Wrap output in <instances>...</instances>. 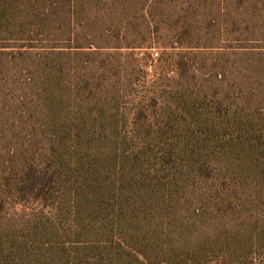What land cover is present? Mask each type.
<instances>
[{
    "label": "trees",
    "instance_id": "16d2710c",
    "mask_svg": "<svg viewBox=\"0 0 264 264\" xmlns=\"http://www.w3.org/2000/svg\"><path fill=\"white\" fill-rule=\"evenodd\" d=\"M13 72L0 264H264V0H0Z\"/></svg>",
    "mask_w": 264,
    "mask_h": 264
},
{
    "label": "rangeland",
    "instance_id": "374dc122",
    "mask_svg": "<svg viewBox=\"0 0 264 264\" xmlns=\"http://www.w3.org/2000/svg\"><path fill=\"white\" fill-rule=\"evenodd\" d=\"M36 48L39 51L43 47H41V45L38 44V46ZM13 50H17V49L13 48ZM136 51L139 53L138 57L142 63L148 62V63H150L149 65H152L150 67H147L148 68L147 80L151 81L155 75L154 66L158 64L157 59H158L159 53L161 52V49L153 48L150 51H145L144 49H137ZM209 52H212V51H209ZM135 77L138 78L139 74L137 73L135 75ZM19 78H20V73L13 72V73L9 74V76L7 78L2 80V85L4 86V91L7 94L6 93L0 94V101L1 102H3L4 100L12 102V95L17 91V89L20 87V84L23 82V81L21 82L19 80Z\"/></svg>",
    "mask_w": 264,
    "mask_h": 264
}]
</instances>
